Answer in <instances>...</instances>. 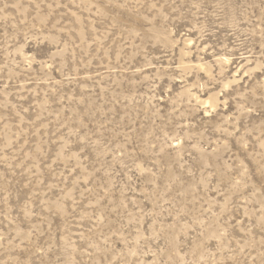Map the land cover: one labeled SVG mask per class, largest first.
I'll list each match as a JSON object with an SVG mask.
<instances>
[{
	"label": "rangeland",
	"instance_id": "rangeland-1",
	"mask_svg": "<svg viewBox=\"0 0 264 264\" xmlns=\"http://www.w3.org/2000/svg\"><path fill=\"white\" fill-rule=\"evenodd\" d=\"M0 264H264V0H0Z\"/></svg>",
	"mask_w": 264,
	"mask_h": 264
}]
</instances>
